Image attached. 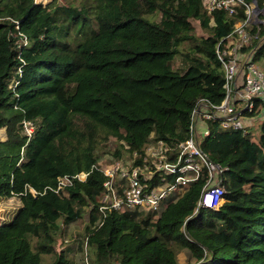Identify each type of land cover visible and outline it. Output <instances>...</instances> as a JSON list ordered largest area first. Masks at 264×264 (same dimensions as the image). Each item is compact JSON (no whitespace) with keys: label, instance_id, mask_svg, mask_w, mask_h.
<instances>
[{"label":"trees","instance_id":"16d2710c","mask_svg":"<svg viewBox=\"0 0 264 264\" xmlns=\"http://www.w3.org/2000/svg\"><path fill=\"white\" fill-rule=\"evenodd\" d=\"M256 3L257 37L243 52L254 51L264 72V0ZM236 11L209 14L202 0H0V198L21 202L0 225V264H74L59 242L77 222L88 264H181L182 251L185 264H264V122L256 142L254 131L211 125L201 149L227 169L218 210L194 214L203 181L159 214L98 210L105 144L115 142L116 161L140 153L153 133L185 141L197 102H223L217 46L247 19L245 6ZM82 172L85 181L55 191Z\"/></svg>","mask_w":264,"mask_h":264},{"label":"built area","instance_id":"2783aa9c","mask_svg":"<svg viewBox=\"0 0 264 264\" xmlns=\"http://www.w3.org/2000/svg\"><path fill=\"white\" fill-rule=\"evenodd\" d=\"M211 14L225 10L229 15L237 13V6L246 7L247 19L235 25L233 32L217 46V57L224 69L225 98L220 105L201 99L194 107L187 140L169 144L153 133L143 145L142 151L100 166L108 178L104 183L98 210L106 217L110 212L161 213L169 202H175L195 183L204 185L199 209L218 210L224 203L225 188L222 183L226 168L214 164L203 152L200 139L211 134V125L217 123L223 130L252 131L254 122H264V72L253 62L254 51L243 52L253 38V25L259 23L255 13L256 0L247 4L244 0H202ZM264 25V20L261 21ZM27 40H23V46ZM250 114L258 116L251 117ZM24 132L30 138L34 132L32 122L24 121ZM128 148V147H126ZM108 166V167H107ZM89 173L82 172L73 178L59 179V192L73 184V180L85 181ZM33 195L38 192L30 189ZM88 264V259H83Z\"/></svg>","mask_w":264,"mask_h":264},{"label":"rangeland","instance_id":"374dc122","mask_svg":"<svg viewBox=\"0 0 264 264\" xmlns=\"http://www.w3.org/2000/svg\"><path fill=\"white\" fill-rule=\"evenodd\" d=\"M37 3H41L43 5L48 4L52 0H35ZM84 0H59V3L62 5H69V4H75L78 5ZM192 24L194 26L195 33L200 37H208L207 33H205L198 21L193 20ZM260 30H262V27H260ZM256 57V56H255ZM253 58V62L256 64V58ZM180 57H177L176 63H180ZM257 65V64H256ZM252 131H254L253 135L255 138H253V141L256 142V136H259V131L261 124L256 121L254 122L252 126ZM34 130V129H33ZM6 139V130H0V141H4ZM204 140L200 139V145H202ZM116 150V144L113 140H111L109 143L105 144L101 151L99 153L101 154L100 164L106 167V163L112 164L115 159L112 156V153ZM108 164V165H110ZM108 167V166H107ZM21 207V202L18 198L13 199H6V198H0V225H2L5 222H10L13 220V218L16 215V212ZM88 222V215L84 218V223ZM84 233V225L77 223H72L68 226L64 227V234L62 235V238L59 243H61L60 247L66 248L68 247L72 253L70 254V258L74 262V264H83V255L79 250V243L82 240V235ZM179 261L181 264H185L188 262L187 253L182 251L179 254ZM45 263H50L51 258L48 256L44 259Z\"/></svg>","mask_w":264,"mask_h":264},{"label":"water","instance_id":"95a60500","mask_svg":"<svg viewBox=\"0 0 264 264\" xmlns=\"http://www.w3.org/2000/svg\"><path fill=\"white\" fill-rule=\"evenodd\" d=\"M255 9H256V10H255V13H256V14H259L260 11L258 10V7H256Z\"/></svg>","mask_w":264,"mask_h":264}]
</instances>
